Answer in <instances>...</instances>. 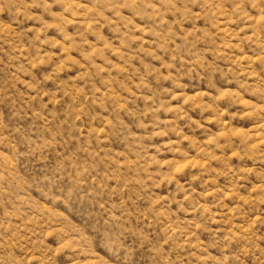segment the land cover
Masks as SVG:
<instances>
[{
	"label": "rangeland",
	"instance_id": "1",
	"mask_svg": "<svg viewBox=\"0 0 264 264\" xmlns=\"http://www.w3.org/2000/svg\"><path fill=\"white\" fill-rule=\"evenodd\" d=\"M0 264H264V0H0Z\"/></svg>",
	"mask_w": 264,
	"mask_h": 264
}]
</instances>
